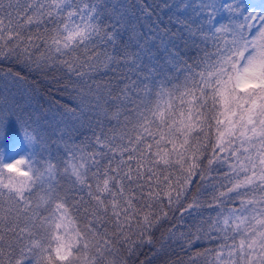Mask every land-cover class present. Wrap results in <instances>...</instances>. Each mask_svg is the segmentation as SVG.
<instances>
[{"label": "snow or ice", "instance_id": "1", "mask_svg": "<svg viewBox=\"0 0 264 264\" xmlns=\"http://www.w3.org/2000/svg\"><path fill=\"white\" fill-rule=\"evenodd\" d=\"M134 7L0 0V64L71 100L0 96V264H264V0Z\"/></svg>", "mask_w": 264, "mask_h": 264}, {"label": "trees", "instance_id": "2", "mask_svg": "<svg viewBox=\"0 0 264 264\" xmlns=\"http://www.w3.org/2000/svg\"><path fill=\"white\" fill-rule=\"evenodd\" d=\"M260 1V0H259ZM109 4L113 0H107ZM116 2L125 5H135L132 11H135L139 15V0H116ZM167 0H143V3L147 4L153 11V16L150 20H155L159 17V22L161 25L168 23L169 12L167 9H163L161 6L166 3ZM199 42V41H197ZM191 45V40L189 41ZM11 68L13 72H19L24 80L20 82H6L0 76V96L7 95L9 100H14L19 108L16 109L18 114L25 113H36L40 114V123L44 124V120H48L50 123L54 122L59 118L60 112H62L61 105L70 104L71 100L69 94L63 89L60 84L50 78H45L41 74L29 71L25 67L16 64H0V69ZM5 88L7 91H5ZM43 127H46L43 125ZM215 175V173H213ZM211 197V190L201 192V199L208 200ZM207 213H205L206 215ZM180 213H176V218H179ZM185 219L190 221V217L185 215ZM168 227L167 224L163 226L160 231L156 232L157 240L161 236V231ZM159 246V245H157ZM207 243L203 244L201 247H209ZM167 255H162L152 261V264H162L164 260L169 258L176 259L177 254L183 255L179 252V248L176 247L173 251L172 249H167ZM144 253H149V248H144ZM142 259L144 257H141Z\"/></svg>", "mask_w": 264, "mask_h": 264}, {"label": "rangeland", "instance_id": "3", "mask_svg": "<svg viewBox=\"0 0 264 264\" xmlns=\"http://www.w3.org/2000/svg\"><path fill=\"white\" fill-rule=\"evenodd\" d=\"M249 2L259 3L260 1L259 0H249ZM40 124H41V127H43L44 124L43 123H40ZM15 135H16V129H15L14 122H12V123H10V126H9V136L13 137Z\"/></svg>", "mask_w": 264, "mask_h": 264}]
</instances>
